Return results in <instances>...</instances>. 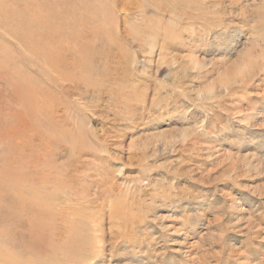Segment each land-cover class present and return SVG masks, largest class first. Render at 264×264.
Masks as SVG:
<instances>
[{
    "label": "rangeland",
    "instance_id": "rangeland-1",
    "mask_svg": "<svg viewBox=\"0 0 264 264\" xmlns=\"http://www.w3.org/2000/svg\"><path fill=\"white\" fill-rule=\"evenodd\" d=\"M24 256L264 264V0H0V264Z\"/></svg>",
    "mask_w": 264,
    "mask_h": 264
},
{
    "label": "bare ground",
    "instance_id": "bare-ground-1",
    "mask_svg": "<svg viewBox=\"0 0 264 264\" xmlns=\"http://www.w3.org/2000/svg\"><path fill=\"white\" fill-rule=\"evenodd\" d=\"M64 28H62V27H60V28H57L56 27V31H55V33L57 34H59L60 32H61V30H63ZM55 34V35H56ZM73 36H75V32H72V33H68V35L66 36V37H64L63 39H62V43H61V41L59 40V42L58 43H61V44H69L70 42H71V40H72V37ZM59 58L60 57H55V56H53V59L54 60H59ZM43 59L44 60H47V59H49V56L48 55H45V56H43ZM52 75V74H51ZM45 77V76H44ZM52 78V77H51ZM50 79V78H49ZM51 80V79H50ZM53 84H55L54 82H53ZM36 201V200H35ZM26 203V202H25ZM40 205V204H39ZM22 207V206H21ZM35 207H39L38 205L37 206H35ZM11 211V213H12V210H10ZM14 211V210H13ZM17 214V213H16ZM48 222H46V220H45V216H44V218H38V221L35 223V224H37V226H38V228L40 227H43V224L44 225H46ZM39 228V229H40ZM47 228H51L50 227V225H48V227ZM51 231H52V228L50 229ZM37 235H38V233H37ZM53 245H54V243H52ZM63 254H65V251L63 252V253H60V255L62 256ZM12 255H13V253H12ZM13 256H15V255H13ZM83 256H84V254H83ZM24 258V260H25V264H34L35 262L33 261V260H31V259H28L26 256H24L23 257ZM91 257H89V259H90ZM13 261V260H12ZM63 261H65V262H72V263H82L83 262V258H82V252L81 251H79V252H73L72 250L71 251H68V252H66V254H65V257L63 258ZM15 263V262H14ZM9 264H13V263H9Z\"/></svg>",
    "mask_w": 264,
    "mask_h": 264
}]
</instances>
